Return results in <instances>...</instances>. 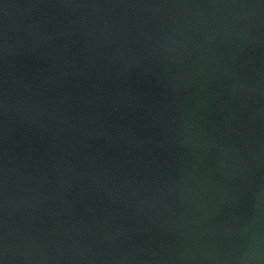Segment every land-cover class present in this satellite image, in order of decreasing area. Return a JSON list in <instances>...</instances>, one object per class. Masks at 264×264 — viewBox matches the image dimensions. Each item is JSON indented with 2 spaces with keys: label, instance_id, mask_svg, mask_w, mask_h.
<instances>
[{
  "label": "water",
  "instance_id": "water-1",
  "mask_svg": "<svg viewBox=\"0 0 264 264\" xmlns=\"http://www.w3.org/2000/svg\"><path fill=\"white\" fill-rule=\"evenodd\" d=\"M0 264H264V0H0Z\"/></svg>",
  "mask_w": 264,
  "mask_h": 264
}]
</instances>
